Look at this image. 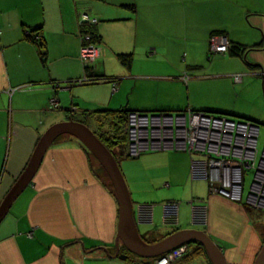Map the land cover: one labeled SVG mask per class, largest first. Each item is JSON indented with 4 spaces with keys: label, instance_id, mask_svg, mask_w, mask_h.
Returning <instances> with one entry per match:
<instances>
[{
    "label": "crops",
    "instance_id": "obj_1",
    "mask_svg": "<svg viewBox=\"0 0 264 264\" xmlns=\"http://www.w3.org/2000/svg\"><path fill=\"white\" fill-rule=\"evenodd\" d=\"M236 1L237 5H231V0H0V205L44 133L61 122L86 125L100 139L106 137L98 132L102 124L113 130L114 116L130 111L193 110L261 124L263 114L239 111L237 100H192L193 83L203 86L215 80L236 85L230 84L237 96V84H241L238 90L246 87L244 78L234 82L232 76L239 73L247 79L260 74L264 85V0ZM83 14L98 21L102 40V55L94 71L105 80L94 85L81 83L85 75L80 55ZM36 29H41L43 47L28 38L29 30ZM221 33L242 51L247 49V62L245 55L211 52L210 38ZM130 54L133 61L128 69L120 56ZM179 54H186L187 60H173ZM210 55L214 57L209 66L205 58L209 60ZM155 64L164 65V73L145 70ZM185 74L188 82L183 80ZM193 74L201 76L198 81ZM52 99L59 108L51 106ZM106 132L108 139L115 137L111 130ZM140 157L136 174L123 162L127 159L115 158L129 184L140 235L158 238L192 229L188 200L202 199L204 194L197 196L194 191L190 155L165 152ZM107 176L76 137L60 136L0 224V264H132L115 256L117 245L126 247L119 238V204ZM166 201H183L178 225L164 224L163 208L157 204ZM208 201L205 204L212 206L214 217L220 220L224 213L222 224L230 228V241L237 242L236 237L243 234L241 223L248 221L245 207L210 192ZM146 203L157 205L152 222L141 215ZM218 227L211 232L216 234ZM32 231L34 237H27ZM235 245L228 243L223 249L227 264H252L248 251L260 246H246L238 253ZM197 250L198 246L193 252L189 249L195 254L174 264H209Z\"/></svg>",
    "mask_w": 264,
    "mask_h": 264
},
{
    "label": "built area",
    "instance_id": "obj_2",
    "mask_svg": "<svg viewBox=\"0 0 264 264\" xmlns=\"http://www.w3.org/2000/svg\"><path fill=\"white\" fill-rule=\"evenodd\" d=\"M83 22L97 24L98 21L90 18L87 14H83L80 23ZM86 40L88 42L90 38L86 37ZM211 42H214L216 46H220L216 49H214V46V50L211 47L213 54L228 50L229 41L224 36H215L211 39ZM80 55L85 66H92L102 55L101 44L82 45ZM232 78H236L237 82L243 81L241 75L236 74ZM183 79L188 82L187 78ZM89 81L85 77L81 83ZM56 104H58L57 100L52 99L51 106L56 108ZM127 121L128 154L132 157L138 158L144 154L162 151L192 153V169L195 165L199 174L203 171L205 175V165H201L203 170H200L199 164L204 163L205 159L209 160L211 166L210 180L215 184L219 183L213 191L224 197L237 200V188H241L243 200L238 198V201H247L248 204L253 201L258 208H264V198L257 194L261 188H264V144L260 148L261 126L259 124L250 120L234 119L193 110L153 113L131 111L128 114ZM168 127H172L171 136L157 135V133L168 131ZM217 136L222 138L221 142H215ZM209 140L211 142H208ZM205 143L210 144V148L214 150H202L203 153L198 157L195 146L204 147ZM242 168L245 169V175L240 181L239 171ZM260 169L263 170V173H260ZM229 173L230 178L228 177ZM236 178L237 181H235ZM246 183H248V193L245 191ZM256 185L261 188L257 189L256 187L253 189V194H251L252 187ZM169 207V210L172 211L169 213L165 209L164 218L176 223L178 208L176 204L169 205ZM196 207L203 210L201 206ZM152 210L147 206L141 208L143 218H146L147 221L152 219ZM31 234L32 232H29L26 235L31 236ZM176 255L177 253L170 254L161 259L158 264H165L169 259H175Z\"/></svg>",
    "mask_w": 264,
    "mask_h": 264
},
{
    "label": "rangeland",
    "instance_id": "obj_3",
    "mask_svg": "<svg viewBox=\"0 0 264 264\" xmlns=\"http://www.w3.org/2000/svg\"><path fill=\"white\" fill-rule=\"evenodd\" d=\"M240 1L243 4L250 2V0H240ZM230 4L231 5H237V1L236 0H231ZM29 32H31V30H29ZM25 35H28V32L27 31H25ZM34 35L35 36L41 35V33L38 34L37 32H35ZM215 36H224L225 38L228 39V37L225 34L224 35L218 34V35L212 36L210 38V49H211V47L213 49L214 46H215L214 49H216V47L217 48L220 47V46L214 45V42L213 43L211 42V39L213 37H215ZM228 41H229V39H228ZM230 46H231V43L229 41L228 47L226 46L227 49H229ZM227 53H228V50H226L225 52L223 51V52H219V53H216V54L217 55H225L226 56ZM213 57L214 56H212V58ZM246 58H247V52L245 53L244 60H246ZM173 60H175L177 62H185L187 60V55L186 54H179L178 57L177 58H173ZM188 61L189 62H187V64H190L191 63V58H189ZM215 61L216 60H214V62ZM160 62H163V61L160 60ZM246 62H247V60H246ZM96 63H97V61L92 66H94ZM205 63L210 66L213 63V61L210 60V59L208 60V56H207L205 58ZM145 70L146 71L155 72V73H164L165 67H164V65L155 64V65H151V66L145 68ZM220 71H222V70H220ZM206 75L208 77H210V78L215 77V76H212V74H206ZM237 75H241L242 76V79L244 78V82H246V87L243 88V89H240V90H238V89H239V86H241V84H237V92H236L237 93V96H236L235 92H232V90H231V89H233V87H236V85H234L233 83H230V82L228 83V82H226L224 80H221V81L215 80V81H212V82H210L208 84H205L203 86H201L200 83H193V86L191 88L192 89V100L194 102H196V101L209 102V100H211V99H213V101H215L217 99H220L222 102H224V100H229L232 103L237 100V109L239 111L246 112V113H255L256 115H258L260 113L263 114V118H262L263 121L262 122H259V123H261V124H259L261 126L260 148H262V146L264 144V85H263L262 76L260 77V74H257L258 76H255L256 78H253V79L252 78H248L247 79V76H246V78L244 77L245 74H240L239 73ZM192 76L195 77V81H198V80H196V78L201 77V76H197V74H193ZM183 78H187L188 81L190 80V77L187 74H185L183 76ZM210 78H208V79H210ZM227 80L233 82L231 78H227ZM233 80H234L235 83H241V82H237L236 78H233ZM230 84H232L233 87ZM203 113H208V112H203ZM208 114H210V113H208ZM225 116H227V115H225ZM227 117H230V116H227ZM254 123H256V122H254ZM122 127H123V131L118 132V129L116 127L113 128V130H112V128H109L108 129V126H104V124H102L101 128H98V132L101 133L103 131L104 134L102 136H106L105 139L106 138L108 139V136H109V135H107V132H106L107 130H111L114 133V135L117 136L120 140H122L121 137H126L127 138L126 139V143L124 142L125 144H119L118 143L119 145H122V146H119L117 144V146H114L113 149L110 150V151L113 152L114 156L119 155V158H121V159H127V160H123V162L129 164L132 167V169L134 170V173L136 174V172H137L136 166L138 165L139 161L143 157L137 158V157H134V156L132 157L130 154H128V137H127L128 121H126V123L123 124ZM115 129H116V133L117 134L114 132ZM97 137L99 138V136H97ZM100 140L102 141V139H100ZM120 140H119V142H120ZM111 141H114V140L111 139ZM79 142L85 147V145L81 141H79ZM115 143H117V141H115ZM162 152H165V151H162ZM168 152H170V151H168ZM171 152H174V151H171ZM177 152H180V151H177ZM154 153H160V152H154ZM184 153L189 154L190 157H191V161H192V153L191 154L188 153V152H184ZM126 154L129 156V158L127 157ZM119 158H116V159L119 160ZM133 158H137V159H133ZM94 163L96 164V168H99L100 167V165H98V162H96V160H94ZM199 168H200V170H203V166H201V167L199 166ZM123 174H124V172H123ZM124 176H125V174H124ZM107 177L110 179L109 176H107ZM191 180L194 181L193 184L195 185L194 191H195L196 195L198 196V193H200L202 191V193L204 194V196H203L202 199H204L206 202L208 201V194H209V192H210L211 195H215V191H213V189L215 187H212V185L210 184V181L205 178V175L203 174V171L200 174L199 178L193 179V177H191ZM128 186H129V184H128ZM140 186L141 187H145V186H142V185H140ZM247 190H249L248 183H246V186H245V191L248 193ZM113 193L115 194V196L117 198V194H116L115 189H113ZM140 195L143 196V197L148 196V194H146V192L145 193L144 192H141ZM202 199L193 197V198H190L188 200L189 201L188 203L190 204V208H191L192 222L193 223H199V225H201L203 223L204 228H203V231L202 232H205V230H208V231L211 232V229L217 224V226H220L221 229H219V227H218V230H217V233L216 234L214 232L207 233V234L210 235V236H211V234H213L214 236L217 237V239L219 240V242L222 243V244H224V245L228 244V242L230 241V235H229L230 234V232H229L230 231V228H225L224 225L222 224V221L221 220H223V219L221 217H224L225 218L224 213H220V215H219L220 220H218V217H214V215H213L214 213L212 211V206H211V208H209L208 205L205 204V201L202 200ZM208 202L210 203V201H208ZM164 203L157 204L158 205L157 208H159V207L163 208L164 213H165V209H167L168 212L171 213L170 211H172V210H169L170 209L169 205L176 204V206L178 208L177 211L179 212V208H180L181 204L183 203V201H173V202L172 201H166ZM146 204H147V207L149 209L150 208L153 209V208H155L157 206V205H151V207H150L148 205L150 203H146ZM163 204L166 207H163ZM210 205H211V203H210ZM237 205H239V204L237 203ZM196 206L203 207L202 208L203 210L199 209ZM207 207H208V211H206L207 210ZM193 209H194V211H193ZM140 210H141V208H140ZM246 211H247L248 221L245 224H244V222H242L241 223V230L239 229L240 232L243 233L244 235L242 234L241 236L239 235L238 238L236 237L235 240L237 242H234L233 243V244H236L233 249H236L237 248L238 253L239 252L242 253V250H243L242 248H244L246 246L259 245L260 246L259 247V250H255L254 251L253 248L251 247L250 248L251 250L248 251L249 252V255H250V258H251V261H252V264H254L257 255L264 248V213L263 212H260L261 211L260 208H254V207L250 206L248 203H247V209H246ZM198 215L202 216L203 218L202 219H197V216ZM215 215L218 216V213L215 214ZM249 215L251 216L250 218H249ZM177 218H178V214H177ZM235 218H236V215L233 214L232 217H231V219L234 220ZM232 225L233 224H231V226ZM238 227H239V224L237 222V228ZM252 227H254V228H252ZM232 228H233V232H236V226L234 225ZM239 230L237 229V232H239ZM237 235H238V233H237ZM26 236L27 237H30V238H33L34 237V232L32 231L31 236H28V235H26ZM214 242L219 247V249H221L220 248V246H221L220 243L219 242H216L215 240H214ZM256 242H258V244H256ZM252 243H254V244H252ZM233 244H230V245H233ZM191 250L193 252V248ZM221 251H222V253L224 255V258L226 259L223 250H221ZM192 252L191 253L189 252V255L190 256H192V254H195V253H192ZM198 253L199 254L201 253V249H199ZM151 260L152 261L154 260L153 261V264H158L161 259L153 258ZM151 260H150V262H151ZM209 262H211V261H209ZM190 264H193V261Z\"/></svg>",
    "mask_w": 264,
    "mask_h": 264
},
{
    "label": "water",
    "instance_id": "obj_4",
    "mask_svg": "<svg viewBox=\"0 0 264 264\" xmlns=\"http://www.w3.org/2000/svg\"><path fill=\"white\" fill-rule=\"evenodd\" d=\"M65 134L72 135L81 141L99 161L106 174L110 177L119 204V238L123 240L125 247L131 253L142 258L141 262L136 264H149L150 261H145V259H162L167 253L179 248L186 242H199L203 244L212 264H227L221 249H219L212 238L205 232L184 230L175 232L155 243L146 242L138 231L131 195L125 177L113 153L88 126L73 122L72 120L71 122H61L51 126L39 140L27 167L0 205V224L8 215L15 201L32 183L49 147L60 136ZM143 219L146 220V218ZM121 258L126 259L127 256H121ZM254 264H264V248L257 255Z\"/></svg>",
    "mask_w": 264,
    "mask_h": 264
},
{
    "label": "trees",
    "instance_id": "obj_5",
    "mask_svg": "<svg viewBox=\"0 0 264 264\" xmlns=\"http://www.w3.org/2000/svg\"><path fill=\"white\" fill-rule=\"evenodd\" d=\"M35 32L40 34L41 33V29L31 30V32H29L30 35L28 36V38H30V39L32 38L31 39L32 41H34L36 44H38L41 47H43L44 46V43H42L43 42V38L40 35L35 36L34 35ZM221 34L224 35L223 33H221ZM215 35H218V34H215ZM38 36H40V38H38ZM86 37L90 38V40L88 42L86 40ZM80 38H81V41H82V45H86V44H101L102 43L101 36L99 35L98 29H97V24H91L89 22H83V23L80 24ZM40 42L42 44H40ZM246 52H247V49L245 51L244 50L242 51V48L240 49V47L237 46V44L231 43V46L228 49L227 55H232V56H240V55H242V56H244ZM41 56L44 57L45 54L41 53ZM209 59L213 60L211 55L209 56ZM120 61L122 62V64L125 65L126 68L130 69L131 65H132V61H133V56L131 54L130 55H122V56H120ZM85 77L90 80L89 82L85 83V84H89V85H94V84L100 83V82L105 80L103 77L96 75V73L94 71V66H88V65L85 66L84 78ZM129 113L130 112H126V113L122 112L119 115L116 114L114 116L113 121H112V123H113L112 125L114 126V128L116 127L118 129V132L123 131L122 125L126 123ZM115 133H116V129H115ZM121 139L122 140H120L117 136L112 138V140H114V141H111V139H110V143L111 144L109 146V149L112 150L113 147L117 146L118 143L119 144H125L126 143V139H127L126 137H121ZM119 140H120V142H119ZM115 141H117V143H115ZM119 146H122V145H119ZM127 157L129 158L128 155H127Z\"/></svg>",
    "mask_w": 264,
    "mask_h": 264
},
{
    "label": "bare ground",
    "instance_id": "obj_6",
    "mask_svg": "<svg viewBox=\"0 0 264 264\" xmlns=\"http://www.w3.org/2000/svg\"><path fill=\"white\" fill-rule=\"evenodd\" d=\"M261 74H263L264 75V72H262ZM57 108H59V104H56V108L55 109H57ZM153 113V112H152ZM168 131H165L164 133H157V135H161V134H165L166 136H171V134H172V127H168ZM260 131H261V129H260ZM127 137H128V135H127ZM222 141V138L221 137H219V136H217V138L215 139V142H221ZM208 142H211V140H209ZM196 144H197V142H196ZM195 150H196V155L198 156V157H200L201 156V153H203V151L202 150H214V149H212V148H210V144H208V143H205V146L203 147H201V146H195ZM217 150H221V149H217ZM160 153H165V152H160ZM149 154V153H148ZM200 166L201 165H205V178L207 179V180H209L210 181V184L212 185V187H216L217 186V184H219V183H213V181H211L210 180V176H209V172H210V168H211V166H210V162H209V160H204V163H202L201 162V164H199ZM99 170H101V168H99ZM260 173H263V170L262 169H260ZM244 175H245V169L244 168H242L241 169V171H239V176H240V181L244 178ZM199 176H200V174H199V171H198V169H197V167L194 165L193 166V169H192V177L194 178V179H197V178H199ZM228 177L230 178L231 177V175H230V173L228 174ZM260 178H261V175H260ZM106 179H108V181L110 182V185H111V188H112V192H113V189H114V186H113V183H112V181L108 178V177H106ZM235 181H237V178L235 179ZM258 185H256V186H253L252 187V190H251V194H253V189H255L256 187H257ZM229 187H231V186H229ZM259 188H261V187H257V189H259ZM263 191H264V188H261V190H260V192H258L257 194L259 195V196H261L262 198H264V193H263ZM236 194H237V200H232L230 197L229 198H227V197H224V196H222L221 194H219V193H217V192H215V195L216 196H218V197H220V198H223V199H225V200H227V201H229V202H231V203H233V204H236L237 205V203L241 206H243V207H245V209H247V201L246 202H241L240 200H243V191H242V189L241 188H237V192H236ZM116 197V196H115ZM238 198H241L239 201H238ZM117 199V198H116ZM236 199V198H235ZM165 204V203H164ZM164 204H163V207H166V206H164ZM249 205L250 206H252V207H254V208H258L257 206H256V204L253 202V201H250L249 202ZM260 212H263L264 213V208H260ZM251 216L249 215V218H250ZM165 221H164V224H168L169 223V221L170 220H168V219H164ZM177 223V222H176ZM175 223V224H176ZM193 225V224H192ZM254 228V227H253ZM186 230H193V228L192 229H186ZM180 231H184V230H179L178 232H180ZM191 242H186V243H184L183 245H181L179 248H182V247H187L189 244H190ZM178 249V248H177ZM175 260L174 259H169L165 264H173V262H174Z\"/></svg>",
    "mask_w": 264,
    "mask_h": 264
},
{
    "label": "flooded vegetation",
    "instance_id": "obj_7",
    "mask_svg": "<svg viewBox=\"0 0 264 264\" xmlns=\"http://www.w3.org/2000/svg\"><path fill=\"white\" fill-rule=\"evenodd\" d=\"M102 139V141L104 142V144L108 147V149H109V146H110V139H105L104 137H102L101 138ZM109 150H111V149H109ZM203 208V207H202ZM206 211H208V207H207V210ZM209 216V215H208ZM203 217L202 216H200V215H198L197 216V219H202ZM165 218H163V220H164ZM179 220V219H178ZM177 220V223H176V225H178V221ZM147 221V220H146ZM165 221V220H164ZM150 222H152V219H151V221ZM190 222H191V226L193 227V230L194 231H199V232H202L203 231V229L202 228H204V225H203V223L201 224V225H199V223H193L192 222V217H191V220H190ZM168 224H173V225H175V222H172V221H169V223ZM193 224V225H192ZM149 225H151V223H149ZM209 231L208 230H205V233H208ZM175 233V232H174ZM210 233V232H209ZM212 233V232H211ZM173 234V233H172ZM171 234H164V235H162V234H160V236H158V238H157V236H155V235H152L151 237H142L146 242H148V243H155V242H157V241H160L161 239H164V238H166V237H168V236H170ZM210 236V235H209ZM211 238H212V240L214 241H216V242H219V240L217 239V237L216 236H214L213 234H211V236H210ZM227 242V241H226ZM220 243V242H219ZM228 243H230V244H232L233 242H228ZM195 244V245H194ZM198 244H200V245H198ZM220 248H221V250H223V249H225L226 248V245H224V244H222V243H220ZM196 246H198V250L196 251V252H198L199 251V249H201V251L204 253V256H207V258H208V260L209 261H211L210 259H209V255H208V252H207V250H206V248H205V246L203 245V244H201V243H198V242H191L187 247H182V248H178V249H175V250H173V251H171V252H169V253H167L165 256H163V258L164 257H166V256H168V255H170V254H173V253H177V255H176V258L174 259L175 261L173 262V264L174 263H176L177 261H179L180 260V258H183V257H185V255L186 256H190L189 255V249L191 250L192 248L193 249H195L196 248ZM202 252L200 253V254H202ZM116 254H115V256H117V257H119V258H121V256H127V258L125 259V260H128V261H130L132 264H136V263H139V262H141V260H142V258H140V257H138L137 255H135V254H133V253H131L127 248H125V249H122V248H120L118 245L116 246V252H115ZM199 254V255H200ZM122 259V258H121ZM159 259V258H158ZM145 261H150V260H146L145 259ZM154 261V260H153ZM153 261L151 260V262H149V264H153ZM209 264L211 263V262H208ZM212 264V263H211Z\"/></svg>",
    "mask_w": 264,
    "mask_h": 264
}]
</instances>
